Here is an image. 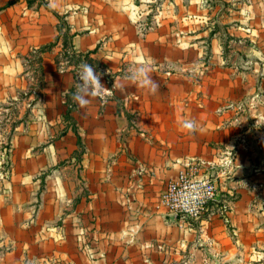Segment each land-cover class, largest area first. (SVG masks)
<instances>
[{"label":"crops","instance_id":"crops-1","mask_svg":"<svg viewBox=\"0 0 264 264\" xmlns=\"http://www.w3.org/2000/svg\"><path fill=\"white\" fill-rule=\"evenodd\" d=\"M85 62L110 92L80 107ZM132 67L157 87L125 80ZM0 147V264L264 249V0H0ZM191 160L219 197L180 228L159 199Z\"/></svg>","mask_w":264,"mask_h":264},{"label":"built area","instance_id":"built-area-1","mask_svg":"<svg viewBox=\"0 0 264 264\" xmlns=\"http://www.w3.org/2000/svg\"><path fill=\"white\" fill-rule=\"evenodd\" d=\"M4 148L0 147V190L6 188L12 172ZM203 165L199 161H189L178 176L168 182L160 196L159 206L166 210L168 217H177L180 228L199 221L219 197V185L204 174Z\"/></svg>","mask_w":264,"mask_h":264},{"label":"clouds","instance_id":"clouds-1","mask_svg":"<svg viewBox=\"0 0 264 264\" xmlns=\"http://www.w3.org/2000/svg\"><path fill=\"white\" fill-rule=\"evenodd\" d=\"M49 7L56 6V0H48ZM78 83L75 93H73V100L80 107H87L91 98L96 97L102 91H109L100 82V75L95 72L91 64L82 63L78 70ZM125 80L138 83L141 86H151L153 89L157 87L154 81L148 76V69L146 67H132L124 77ZM114 87H116V82ZM181 127L189 132L197 131L196 122L193 120H185Z\"/></svg>","mask_w":264,"mask_h":264},{"label":"rangeland","instance_id":"rangeland-1","mask_svg":"<svg viewBox=\"0 0 264 264\" xmlns=\"http://www.w3.org/2000/svg\"><path fill=\"white\" fill-rule=\"evenodd\" d=\"M72 96H73V93L69 94L70 98H72ZM238 252L239 254H237L236 257H234L232 260H230L226 264H264V249L256 248V249L249 250V251H242V252L238 251ZM186 261H187L186 264H188V262L190 261L189 255H187Z\"/></svg>","mask_w":264,"mask_h":264},{"label":"trees","instance_id":"trees-1","mask_svg":"<svg viewBox=\"0 0 264 264\" xmlns=\"http://www.w3.org/2000/svg\"><path fill=\"white\" fill-rule=\"evenodd\" d=\"M51 47H53V45H52V46L44 47V48L41 50V52H45L47 49H49V48H51ZM79 61H80V60H79ZM76 64H78V61H76Z\"/></svg>","mask_w":264,"mask_h":264},{"label":"water","instance_id":"water-1","mask_svg":"<svg viewBox=\"0 0 264 264\" xmlns=\"http://www.w3.org/2000/svg\"><path fill=\"white\" fill-rule=\"evenodd\" d=\"M174 222H177V217L172 218Z\"/></svg>","mask_w":264,"mask_h":264}]
</instances>
